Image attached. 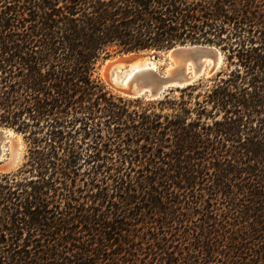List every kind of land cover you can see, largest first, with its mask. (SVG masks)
<instances>
[{
    "label": "trees",
    "instance_id": "16d2710c",
    "mask_svg": "<svg viewBox=\"0 0 264 264\" xmlns=\"http://www.w3.org/2000/svg\"><path fill=\"white\" fill-rule=\"evenodd\" d=\"M186 42L226 67L194 99L95 74ZM0 126V264H264V0H0Z\"/></svg>",
    "mask_w": 264,
    "mask_h": 264
},
{
    "label": "bare ground",
    "instance_id": "6f19581e",
    "mask_svg": "<svg viewBox=\"0 0 264 264\" xmlns=\"http://www.w3.org/2000/svg\"><path fill=\"white\" fill-rule=\"evenodd\" d=\"M175 51L176 49L172 48L169 51L163 52V56H169L167 63H164L162 60H152L148 57L149 54H153L155 51L139 54L128 53L124 54L123 57L107 59L101 69L103 70L106 82L119 87H126V85L134 87L151 73L158 75L162 72L164 76L168 77L175 68L182 72V83L193 82L203 72L206 76H210V68L212 66L210 60L202 59L200 62H193L191 59L172 58L171 55ZM221 59V56L217 58L216 66H219L222 61ZM109 64H113L114 66L109 68ZM161 66H163L162 69H160ZM7 137L5 147L9 152L8 162H13L21 157V137L12 131H9Z\"/></svg>",
    "mask_w": 264,
    "mask_h": 264
},
{
    "label": "water",
    "instance_id": "95a60500",
    "mask_svg": "<svg viewBox=\"0 0 264 264\" xmlns=\"http://www.w3.org/2000/svg\"><path fill=\"white\" fill-rule=\"evenodd\" d=\"M172 48L176 49V51L172 54L173 56L171 55L172 58H183L184 60L191 59L193 62H200L202 59L210 60L212 62V66L210 68L211 74L215 73L220 68L223 62V54L221 50L217 46L212 44L186 42L183 44H176L175 46L169 49H165L164 52L169 51ZM148 51H154V49L135 50L129 53L139 54ZM219 56L222 57V61L219 66H216L217 58ZM148 57L152 60H162L164 61V63H167L169 61V56L149 54ZM181 76L183 77L182 72L178 71V69L175 68L172 74L168 77L164 76L162 72H160V74L158 75L151 73L146 76L145 79L136 84V86L134 87H132L131 85H126V87H119L112 83H110L109 86L119 95L127 98H143L145 100H157L169 95V93L174 88H184L186 85L194 83L199 78L206 77L205 73L203 72L193 82L182 83L183 80ZM9 131H12L14 134H16L13 130L7 127L0 126V158L3 156L4 151L7 150L5 145L7 144L6 139L8 138L7 136ZM20 161L21 157L16 161L7 162L6 166L9 169L15 168L17 167Z\"/></svg>",
    "mask_w": 264,
    "mask_h": 264
},
{
    "label": "rangeland",
    "instance_id": "374dc122",
    "mask_svg": "<svg viewBox=\"0 0 264 264\" xmlns=\"http://www.w3.org/2000/svg\"><path fill=\"white\" fill-rule=\"evenodd\" d=\"M176 45V44H175ZM174 45V46H175ZM213 45V44H212ZM216 46V45H215ZM173 47V46H172ZM151 49H154V48H151ZM169 49V48H168ZM165 49H154L155 52H153V54H157V55H161L163 56V52H164ZM157 51V52H156ZM149 53L151 51H148ZM126 53H129V52H126ZM223 54V53H222ZM124 55V52H121V53H116V54H113L111 55L109 58H106L105 60H102L101 62H99L98 66H97V69L95 71V74L101 79V81L103 82V84L106 86L107 89H109L110 91H112L113 93H116L118 94L116 91H114L110 86L109 84L106 82L105 78H104V75H103V70L101 69L102 65L105 63V61L107 59H113L115 57H123ZM127 58V57H126ZM223 59H224V55H223ZM114 65L113 64H109V68H112ZM163 66L160 67V69H162ZM222 69H226L225 67V62L223 60L220 68L213 74H211L210 76H206V77H201L199 78L198 80H196L194 83L190 84V85H186L184 88H186L187 86H197L195 89H193L191 92H192V99H194V96L196 95V93L200 92L202 93V91H204L207 87H210L212 85V82H213V79L216 78V73ZM184 88H180V89H173L169 95V97H174L176 99L179 98L180 94H181V91L184 89ZM186 92H190V90H187ZM190 92V93H191ZM121 96V95H120ZM187 93L184 94V97L187 98ZM124 97V96H123ZM127 98V97H126ZM164 97H162L161 99H163ZM130 99H134V98H130ZM138 99H141L143 101H147L143 98H138ZM158 100V99H157ZM2 127V126H1ZM4 127V126H3ZM9 128V127H7ZM11 130H13L12 128H9ZM14 131V130H13ZM15 132V131H14ZM16 133V132H15ZM18 134V133H16ZM19 136L21 137V146H22V151H21V161L19 162V164L17 165V167L15 168H12V169H9L6 164L8 162V158H9V152L8 150L4 151L3 153V156L0 158V173H5V172H10V171H15L18 167H20L22 165V163L24 162L25 160V153H26V143L22 137L21 134H19Z\"/></svg>",
    "mask_w": 264,
    "mask_h": 264
}]
</instances>
